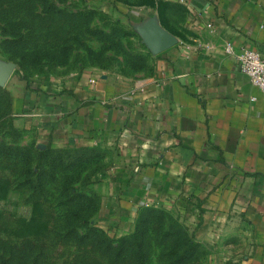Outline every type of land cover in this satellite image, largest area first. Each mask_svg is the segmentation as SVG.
Segmentation results:
<instances>
[{
	"label": "crops",
	"instance_id": "crops-1",
	"mask_svg": "<svg viewBox=\"0 0 264 264\" xmlns=\"http://www.w3.org/2000/svg\"><path fill=\"white\" fill-rule=\"evenodd\" d=\"M162 3L170 17L158 22L177 43L151 52L150 69L51 83L25 111L38 113L44 143L116 148L122 206L187 207L223 262L264 264V94L225 51L231 42L264 58V0Z\"/></svg>",
	"mask_w": 264,
	"mask_h": 264
},
{
	"label": "rangeland",
	"instance_id": "rangeland-1",
	"mask_svg": "<svg viewBox=\"0 0 264 264\" xmlns=\"http://www.w3.org/2000/svg\"><path fill=\"white\" fill-rule=\"evenodd\" d=\"M165 5L0 0V66L13 65L0 85L2 264H226L187 207L120 204L125 185L114 183V164L127 162L111 144L44 143L34 111L24 108L51 83L62 87L95 69L125 78L146 72L142 29L170 17Z\"/></svg>",
	"mask_w": 264,
	"mask_h": 264
},
{
	"label": "built area",
	"instance_id": "built-area-1",
	"mask_svg": "<svg viewBox=\"0 0 264 264\" xmlns=\"http://www.w3.org/2000/svg\"><path fill=\"white\" fill-rule=\"evenodd\" d=\"M225 51L227 54L236 57L241 71L264 94V58L262 54L257 50L249 48L237 50L231 42L225 44ZM91 81L95 82L94 79ZM31 115H38V113L32 112Z\"/></svg>",
	"mask_w": 264,
	"mask_h": 264
},
{
	"label": "water",
	"instance_id": "water-1",
	"mask_svg": "<svg viewBox=\"0 0 264 264\" xmlns=\"http://www.w3.org/2000/svg\"><path fill=\"white\" fill-rule=\"evenodd\" d=\"M142 35L153 53H159L177 43V38L154 19L146 22ZM12 72L13 65L10 63L0 66V85L8 79Z\"/></svg>",
	"mask_w": 264,
	"mask_h": 264
},
{
	"label": "trees",
	"instance_id": "trees-1",
	"mask_svg": "<svg viewBox=\"0 0 264 264\" xmlns=\"http://www.w3.org/2000/svg\"><path fill=\"white\" fill-rule=\"evenodd\" d=\"M13 149H15V147H14ZM45 150H46V149H45ZM49 150H51V149H48V150H46L45 152H48ZM15 151H17V150H15ZM139 246H140V244H139ZM2 262H4V260H0V264H2Z\"/></svg>",
	"mask_w": 264,
	"mask_h": 264
}]
</instances>
